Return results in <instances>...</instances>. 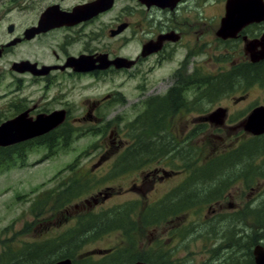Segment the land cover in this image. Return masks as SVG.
<instances>
[{
	"label": "flooded vegetation",
	"instance_id": "af4514ba",
	"mask_svg": "<svg viewBox=\"0 0 264 264\" xmlns=\"http://www.w3.org/2000/svg\"><path fill=\"white\" fill-rule=\"evenodd\" d=\"M119 1L113 0L109 8V0H0V8H6L1 10L4 13L0 14V26L7 25L6 34L11 37L0 42L2 57L23 45H39L50 50L48 62L21 59L12 63L13 73L28 77L16 78L17 88H25L30 79L35 84H45L47 90L60 87L65 94L64 89L74 91L81 82L87 85L80 90H86L109 82V75L122 73L129 80H140L138 111H134L131 122L153 119L159 122V131H163L170 144L164 146L166 152L174 149L179 137L190 139L199 128L203 129L202 135L210 125L219 133L236 131L240 137L257 138L254 141L264 138L240 127L255 108L264 106V79L257 76L264 67V60L253 61L263 49L264 0H121L120 8ZM230 24L234 25L233 29H222ZM130 46L132 51H126ZM117 58L125 59L130 67L109 66V62ZM24 62L35 64L37 73L25 66L16 65L13 69L16 63ZM254 89L262 96L253 98ZM119 96L124 98L119 92L110 94L107 90L95 96L85 95L76 103L63 102L53 110L47 108L44 100L30 107H25L22 100L12 104L13 115L1 124L26 112L33 120L40 115L61 112L64 114L61 126L73 124L77 131L88 127L95 134H104L105 138L109 122L115 120H109V103L121 102ZM213 99H221L218 107L213 111L205 110L203 106ZM228 103L246 104L247 113L241 121L233 122L236 115L231 114ZM218 109L226 111L221 126L204 119ZM191 124L195 125L191 127ZM130 144V140H122L115 146L114 138L110 146L101 145L98 149L102 157L94 167L113 160ZM242 148L236 151L229 148L227 155L218 154L224 163L237 162L239 159L234 155ZM166 160L148 167L155 166L157 170L160 166L173 165ZM172 169H161L163 176L179 173ZM233 174L238 183L242 177L247 178L238 172ZM93 201L99 208V199ZM221 207L222 215L231 212L235 219L241 216V206L236 201ZM241 230L236 226L230 229L231 238L220 243L209 257L215 258L217 264H257L256 251L264 254L263 228H252L243 237H250L252 241L248 244L241 242ZM24 248L22 246L20 251ZM103 253L109 255V249ZM20 263L27 264V260H0V264Z\"/></svg>",
	"mask_w": 264,
	"mask_h": 264
},
{
	"label": "rangeland",
	"instance_id": "374dc122",
	"mask_svg": "<svg viewBox=\"0 0 264 264\" xmlns=\"http://www.w3.org/2000/svg\"><path fill=\"white\" fill-rule=\"evenodd\" d=\"M121 3L120 0L119 8ZM1 10H6V8H0V14H3ZM22 21H25L24 17ZM7 27V25L0 26L1 43L11 38L9 34H6ZM132 49L130 46L126 51H132ZM49 53L50 50L47 47L23 45L0 58V120L4 121L12 116V104L22 100H24L22 103L25 107L44 100L47 108L53 110L63 105V102L64 104L76 103L85 95L95 96L107 90L110 94L119 92L124 98L121 99L119 96L121 102L118 100L109 103V120H115L109 122V132L105 134V138L104 134H95L88 127L77 131L75 125L70 124L74 132L68 140L69 144L64 145L61 139L53 152H50L44 145H34L26 149L25 158H17L15 163L6 164L0 169V255L20 250L22 246L31 247L40 244L52 247L53 251L47 257L45 255L47 261H51L55 255V247L63 245L64 232L72 227L81 216L89 212L102 214L130 202H137L139 203L138 208L144 209L149 205H154L170 190L181 185L188 175L182 169L185 163L177 159L172 160V166H160L157 170L153 166L144 171L134 170L130 173L114 174L113 169L120 154L113 160H106L94 167L102 157L98 149L101 145L109 144L110 146L114 138L115 146L122 140H130L127 126L133 119L134 111H138L140 80H129L124 74L116 73L109 75V82L105 84L80 90L87 85L84 81L74 91L64 89L65 94H62L60 87H51L47 90L45 84H35L29 79L25 88L18 89L15 83L16 78L28 79V77L13 73L12 63L21 59L48 62ZM154 77L157 79L158 75ZM261 96L258 89L252 91L253 98L257 99ZM220 100H210L203 108L213 111L218 107ZM228 105L231 114L236 115L233 122L241 121L247 113L246 104L228 103ZM194 125L191 124V127ZM112 132L114 137H111ZM183 139L185 138L181 136L178 140L184 143ZM255 139L257 138L246 135L240 137L236 131L219 133L213 125H210L204 134L193 138L190 143L191 146H198L201 149L203 158L200 157V164L202 165L208 159H215L212 157L215 154L225 152L227 155L230 153L227 151L229 148H234L236 151L243 146L241 152L246 157H241L239 161L232 164L225 163L229 165L225 170L219 169L214 174L211 173L212 178L216 176L223 180L222 195L217 202L196 207L176 222L164 224L149 231H145L141 226L138 227L137 249L140 251L164 249L166 252H171L173 260L179 264H217L215 258L209 257L210 252L217 250L220 243L228 242L231 238L228 234L234 226L242 228V238L247 236L252 228H257L259 225L263 228L264 234V138L254 141ZM236 145L240 146L236 147ZM165 159L167 157L159 159L157 163ZM163 168L167 170L173 168L172 170L176 169L179 173L166 178L162 174L161 169ZM236 172L247 178L242 177L243 180L238 183L233 174ZM87 177L93 179L89 183V189H84L79 196L73 198L69 206L54 207V200H63V195H55L51 197L52 202L49 201V196L53 192L60 193L70 186L73 180L79 184L80 188H84ZM106 178L108 179L105 180ZM95 181L101 183L96 184ZM134 186L137 188L135 189ZM206 187L208 192L213 188L210 178H208ZM94 198L99 199V208L94 204ZM235 201L240 203L241 216L235 219L231 212L222 215L221 206L227 207L228 203ZM253 214L261 215L262 221L257 223ZM201 222L215 224L208 227L201 236ZM181 224L182 226L190 224V228L183 230V235L188 233L185 236L181 235L182 231L177 232ZM51 239H55L56 242H51ZM125 242L122 231H108L91 239L78 254L79 256H91L93 264H108L107 261L104 262L103 252L107 249L123 247Z\"/></svg>",
	"mask_w": 264,
	"mask_h": 264
},
{
	"label": "trees",
	"instance_id": "16d2710c",
	"mask_svg": "<svg viewBox=\"0 0 264 264\" xmlns=\"http://www.w3.org/2000/svg\"><path fill=\"white\" fill-rule=\"evenodd\" d=\"M257 75L260 79H264V67L258 71ZM211 92L213 90L211 89ZM212 100V98H211ZM151 116L147 117L150 118ZM134 121L128 124L127 130L129 131V138L131 141L130 146L125 149L123 153L119 155L118 161L114 166V174L130 173L134 170L144 171L148 168V165H152L158 162L159 159L167 157L168 162L177 159L183 162L182 169L187 172V176L183 183L176 188L170 190L154 205H149L146 208L139 209V203L130 202L125 205H121L114 209H110L109 212L102 214L89 212L88 214L81 216L74 225L68 228L65 234V240L63 245L58 248L55 247V255L51 261H47L45 258L51 253L52 247H46L45 245H32L26 246L24 250L11 252L9 254L0 255V260L4 259H26L27 264H52L62 259H72L73 264H93L88 255L79 256L81 250L87 245L91 239L98 237L106 232L122 231L125 242V246L119 247L113 250H109V255L104 256V262L109 264H131L134 262H145L150 264H179L172 258V253L165 251L164 249H146L140 251L137 249V228L142 227L145 231H149L160 227L164 224H170L176 222L180 217L187 212L192 211L196 207L201 205L211 204L217 202L222 195L223 180L212 175L221 169V167L227 168L230 163H235L236 160L227 161L225 164L222 161L221 155L212 156L215 159L207 160L202 165L200 164V157L203 158L201 149L198 146H191L190 140L201 135L203 129L195 131L190 139H183L184 143L176 139V147L171 152L164 151V146L169 147V141L165 139L163 131H159L160 123L156 120H142ZM2 120H0V124ZM66 124L58 128L57 130L42 136L40 138L16 144L11 147H0V169L6 164L15 163V159H23L26 157V149L31 148L34 145L46 146L50 152L54 151V147H57L61 139H63L64 145L69 144L68 140L71 138L74 132L72 125ZM110 125V124H109ZM167 137V136H166ZM180 139V137L178 138ZM173 140V139H172ZM162 142V143H161ZM167 142V144H166ZM193 147V148H192ZM244 158L246 155L243 152H238L234 155V158ZM178 167V166H176ZM175 171L179 172L175 169ZM213 173V174H211ZM109 178V177H108ZM106 178L105 180H107ZM208 178L210 183L213 184L212 190L208 192L206 187ZM212 179V180H211ZM93 179L87 177V183L84 188H80L77 182L64 188L60 193H52L49 196V201L52 202V198L55 195H63V200H54V207L69 206L72 199L79 196L84 189H89V183ZM96 184L101 183L95 181ZM135 189L137 186H134ZM59 201V203L57 202ZM101 213V212H100ZM254 215V214H253ZM257 223L262 221V216H255ZM215 223L201 222L200 227L202 231L200 235L204 234V231L211 227ZM260 226V225H259ZM190 228V224L177 228V232L183 235V230ZM194 231L192 232V234ZM55 239H51V242ZM252 240L250 237L242 238L241 242L250 243ZM56 242V241H55ZM127 243V245H126Z\"/></svg>",
	"mask_w": 264,
	"mask_h": 264
},
{
	"label": "water",
	"instance_id": "95a60500",
	"mask_svg": "<svg viewBox=\"0 0 264 264\" xmlns=\"http://www.w3.org/2000/svg\"><path fill=\"white\" fill-rule=\"evenodd\" d=\"M107 0H104V2ZM113 0H109V8L112 6ZM233 14V13H232ZM232 16V15H231ZM231 18V17H230ZM233 20V19H232ZM229 21V19H228ZM46 23V22H45ZM228 24V23H227ZM234 25H224L222 29H233ZM237 28V27H236ZM11 30V28H10ZM263 46L262 51L253 58V61L264 60V39L261 43ZM3 48L0 46V58L2 57ZM25 66L30 71L37 73L35 71L36 65H30V63L24 62L16 63L13 65V69H16L17 66ZM114 66L116 69H122L124 67H130L125 61V59L117 58L109 62V66ZM43 73V72H38ZM210 123H214L217 126L224 125L226 119L225 109H218L209 116L204 118ZM64 122V114L61 112H54L50 115H40L33 120L28 118V112L19 115L18 117L8 120L0 125V147L6 148L11 147L16 144L27 142L39 137H42L46 134L51 133L52 131L59 128ZM240 127L243 128L247 133L254 136L264 135V106H259L255 108L248 118L240 124ZM257 264H264V254H260L257 250ZM53 264H72L71 259H63ZM132 264H150L145 262H135Z\"/></svg>",
	"mask_w": 264,
	"mask_h": 264
}]
</instances>
